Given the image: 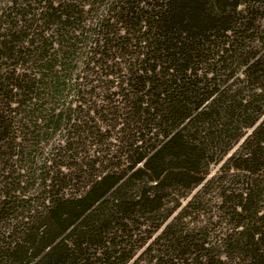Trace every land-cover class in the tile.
Masks as SVG:
<instances>
[{
  "label": "trees",
  "instance_id": "obj_1",
  "mask_svg": "<svg viewBox=\"0 0 264 264\" xmlns=\"http://www.w3.org/2000/svg\"><path fill=\"white\" fill-rule=\"evenodd\" d=\"M263 114L264 0H0V264H129L138 220L253 127L233 166L259 170ZM154 250L131 264L182 260Z\"/></svg>",
  "mask_w": 264,
  "mask_h": 264
},
{
  "label": "rangeland",
  "instance_id": "obj_2",
  "mask_svg": "<svg viewBox=\"0 0 264 264\" xmlns=\"http://www.w3.org/2000/svg\"><path fill=\"white\" fill-rule=\"evenodd\" d=\"M263 121L264 114L257 124ZM253 128L246 129L245 135L223 158L211 164L209 174L201 184L190 190H170L161 213L146 214L138 220L140 230L133 242L135 255L129 264L136 259L146 263V258L158 253L155 250L148 252L149 248H161L170 259L180 255L182 260L177 264H211L209 256L220 255L225 260V251L233 259L232 264L245 262L239 254L233 256L232 244L238 237L237 232L243 228L242 225H249L264 233V220L253 217L250 212L241 214L237 205L245 203L240 195L249 192L251 201H255L260 208L258 216L264 213V153L256 156L255 162H249L259 169L256 173L237 169L233 165L241 162L236 154L246 152L251 148L250 144L255 142V139H250L249 144L248 141L244 143ZM161 217L166 219L162 221ZM169 223L174 226L166 234V239L160 240ZM237 225L240 226L235 227Z\"/></svg>",
  "mask_w": 264,
  "mask_h": 264
}]
</instances>
